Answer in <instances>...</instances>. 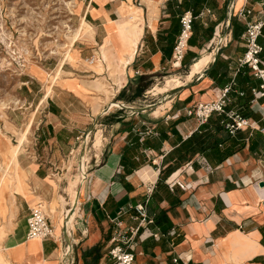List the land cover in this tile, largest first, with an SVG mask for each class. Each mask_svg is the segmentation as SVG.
<instances>
[{
  "label": "crops",
  "instance_id": "1",
  "mask_svg": "<svg viewBox=\"0 0 264 264\" xmlns=\"http://www.w3.org/2000/svg\"><path fill=\"white\" fill-rule=\"evenodd\" d=\"M216 1L217 9L196 18L202 30H212L211 38L204 40L200 30L187 43L184 53L190 64L183 67L173 55L163 59L161 51V38L172 21L169 0H139L137 6L132 0L121 5L120 0H80L95 43L78 49L77 67L62 68L48 93L46 80L25 75L28 89V83L38 87L28 98L37 143L24 149L27 156L20 160L13 184L17 227L8 247L11 264H63L68 245L69 264H113L108 249L117 231L125 232L135 264H264V149L251 153L248 148L255 131L264 135V95L255 97L248 83L239 85L236 79L243 71L239 59L246 49V23L264 18V0ZM134 8H139L140 35L123 64L118 48L133 26L127 21ZM242 9L250 14L239 16ZM108 36L115 56L105 64L99 54L87 64ZM259 43L264 64V27ZM216 58L227 67L214 77L209 70ZM176 68L184 76L167 72ZM157 75L164 77L160 92L155 89L161 85L152 82ZM146 78L151 86L135 96ZM227 86L224 113L246 121L239 128L245 147L219 164L200 154L177 160L180 143L201 124L188 110L217 101ZM148 96L161 100L135 106ZM238 99L243 106L237 107ZM162 125L169 126L163 140ZM138 203H145L151 223L137 217ZM36 205L49 218L52 237H26V219Z\"/></svg>",
  "mask_w": 264,
  "mask_h": 264
},
{
  "label": "rangeland",
  "instance_id": "2",
  "mask_svg": "<svg viewBox=\"0 0 264 264\" xmlns=\"http://www.w3.org/2000/svg\"><path fill=\"white\" fill-rule=\"evenodd\" d=\"M132 1L134 6L138 5L139 0ZM79 5L80 0H0V177L3 178L0 181V264H11L8 247L13 243L12 236L17 227L11 198L20 160L26 159L24 149L31 145L35 147L37 143L36 129L32 123L34 107L28 98L34 95L38 87L28 83L31 90L28 89L24 84L25 75H37L41 82L46 80L47 90L61 76L63 69L68 70V65L77 67L78 49L87 47L89 42L95 43L92 36L87 38V35L70 43V30L79 26L82 20L89 24L90 30H94L91 23L83 18ZM129 12L132 19L127 23L131 24L139 15V8ZM99 45L94 55L100 54L102 57ZM87 54L85 56H89ZM114 54L109 50L106 59L102 57V62L109 63L108 58ZM97 63L101 65V62ZM167 72L181 76L185 73L180 68ZM53 75L57 77L53 78ZM163 78L157 75L152 79L153 83L161 85L160 89H155L156 92L164 87ZM145 83H150L148 78L142 81V84ZM160 100V97L148 96L135 106ZM21 132H26V139L21 150L13 156Z\"/></svg>",
  "mask_w": 264,
  "mask_h": 264
},
{
  "label": "trees",
  "instance_id": "3",
  "mask_svg": "<svg viewBox=\"0 0 264 264\" xmlns=\"http://www.w3.org/2000/svg\"><path fill=\"white\" fill-rule=\"evenodd\" d=\"M225 8V7H224ZM220 9V12L223 9ZM217 9V1L216 0H169L167 5V10L170 12L171 17V25L168 29L167 34L165 37L161 38V40L165 41L163 46L161 47V51L163 53L164 58H171L174 46L176 41L181 34L182 25L180 22L181 17L186 13L189 12L191 14V24H190V36L187 39V43H193V38L202 31V38L204 40H209L212 36L211 29H203L200 23L196 22V18L199 14L206 10ZM235 20L231 19V24L234 23ZM259 41V39H258ZM192 52H189V55H192ZM181 65L183 67L188 66L190 61L186 59L185 53L183 54L182 59L180 60ZM227 65L219 61L216 58L213 67L209 70L211 76H216L218 73L221 75L222 72L226 69ZM243 71L239 70L236 79L237 83L243 85L248 83L247 86L249 91L252 93V88L258 89L261 80L256 77H249L246 75L248 68L246 66H242ZM244 72V73H243ZM145 77H142L143 79ZM257 79L259 81L257 86H254L253 80ZM148 83L138 84L134 90V95L137 96L141 94L145 88L147 87ZM235 89V88H234ZM230 91V90H229ZM242 91V90H241ZM243 93V92H242ZM229 98V94H228ZM237 107L243 106V102L241 99L237 100ZM226 108L228 105H225ZM237 115L241 116L240 113H236ZM233 119L229 118L225 115L224 112L216 113L213 112L209 115V117L201 123L196 131H194L187 139L183 140L179 147L177 148V160L183 161L186 160L188 157L193 156L195 154H200L207 159L209 163L219 164L226 160L229 156L233 155L235 152L241 150L246 145V139L240 135V129L235 130L233 134H231L228 129L225 127L226 123H232ZM167 127L166 125L161 126V139H167ZM171 133L173 135L176 134L175 129L171 128ZM254 137H248V148L249 151L255 152L260 149H264V135L259 131H255Z\"/></svg>",
  "mask_w": 264,
  "mask_h": 264
},
{
  "label": "built area",
  "instance_id": "4",
  "mask_svg": "<svg viewBox=\"0 0 264 264\" xmlns=\"http://www.w3.org/2000/svg\"><path fill=\"white\" fill-rule=\"evenodd\" d=\"M250 14V10L242 9L239 11V16H246ZM191 14L186 12L180 19L182 25V31L179 35L176 44L173 49V58L174 60H180L183 57L187 39L190 36V24H191ZM264 27V18L248 21L246 23V29L243 33V40L245 43V52L243 56L239 59L240 66H246L249 68L252 75L261 80L259 88H252V93L255 97L264 95V64H261L259 55L263 50V46L259 43L258 39L262 35V29ZM230 86L225 87L222 90V96L220 99L214 102L208 103H197L193 108L189 109L188 115H195L200 123L206 121L209 115L213 112L221 113L224 112V107L228 102L226 97L227 93L230 90ZM232 123H226L225 127L228 131L233 134L236 129L241 128L246 125L244 119L239 117L232 118ZM84 178V175H83ZM175 182L173 181L170 186H173ZM152 191V187L148 188V192ZM135 210L137 212V217L141 222L151 223L152 219L148 217L145 203H138L135 205ZM27 221V234L26 237L29 239L39 238L46 239L52 237V225L44 213L40 205H36L30 209L29 215L26 219ZM156 236V234H154ZM112 241L115 242L108 249V255L112 260L113 264H135V254L131 248H127L128 239L126 238L125 232L117 231L112 238ZM67 252L64 254L63 264H69L67 259V253L71 251V247L68 245ZM71 264V263H70Z\"/></svg>",
  "mask_w": 264,
  "mask_h": 264
},
{
  "label": "bare ground",
  "instance_id": "5",
  "mask_svg": "<svg viewBox=\"0 0 264 264\" xmlns=\"http://www.w3.org/2000/svg\"><path fill=\"white\" fill-rule=\"evenodd\" d=\"M138 17H139V15H137V18L133 22L132 28L130 30L126 31L125 37H124V41H125L124 44H122L120 42V46L119 47H120L121 56L119 57V60L123 64L127 63L131 59V57H132V55L134 53V50H135V44H136V42L138 40V36L140 35V28L137 26L138 25L137 23L140 22V19ZM90 29H91L90 26L84 20H82L80 22L79 26H77L74 30H70L71 31L70 43H74V41L83 38V36H85V35H87L86 36L87 38L91 37L92 30H90ZM111 45H112V43H111V40H110V36H108V38H106L104 40V42L99 45V51L101 52L103 58L106 59V55H107L108 51L111 49ZM71 46H72V44H71ZM121 46H122V48H121ZM96 60H97V58L94 55L93 58L85 60V62L87 64H89V65H92ZM176 61H178V60H176ZM97 65H99V64H97ZM199 66H200V63L196 64L192 68V72L194 70L198 69ZM60 71H58V72H60ZM58 72H56V73H58ZM56 77H54V75H53V78H56ZM49 91H50V89L48 88L47 89V93ZM25 139H26V132H21L19 134V136H18V140H17L18 144L14 147L13 156H16L17 153L21 150V146L23 145ZM82 168H83V166H82ZM0 181H3L2 177H0ZM74 202H75V199H74ZM34 239H38V238H34ZM68 254H69V252L67 253V255Z\"/></svg>",
  "mask_w": 264,
  "mask_h": 264
},
{
  "label": "water",
  "instance_id": "6",
  "mask_svg": "<svg viewBox=\"0 0 264 264\" xmlns=\"http://www.w3.org/2000/svg\"><path fill=\"white\" fill-rule=\"evenodd\" d=\"M74 208H75V205H74V207H72L71 209H70V211H69V215L68 216H70L72 213H73V211H74Z\"/></svg>",
  "mask_w": 264,
  "mask_h": 264
}]
</instances>
